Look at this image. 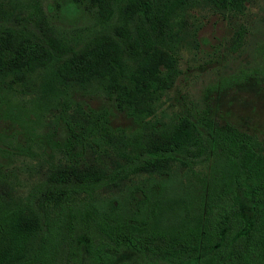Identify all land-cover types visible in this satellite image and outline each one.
<instances>
[{"label":"trees","instance_id":"trees-1","mask_svg":"<svg viewBox=\"0 0 264 264\" xmlns=\"http://www.w3.org/2000/svg\"><path fill=\"white\" fill-rule=\"evenodd\" d=\"M186 2L0 0V115L8 113L2 83L20 96L26 60L45 59L29 102L40 110L55 101L51 125L19 132L31 130L28 138L60 158L54 176L0 193V264H264V138L216 120L207 106L150 121L132 99L150 88L120 61L89 86L55 69L106 46L135 62L171 52ZM68 3L86 22L57 23ZM125 15L128 36L114 29ZM91 87L135 125H113L108 106L71 96Z\"/></svg>","mask_w":264,"mask_h":264},{"label":"rangeland","instance_id":"rangeland-1","mask_svg":"<svg viewBox=\"0 0 264 264\" xmlns=\"http://www.w3.org/2000/svg\"><path fill=\"white\" fill-rule=\"evenodd\" d=\"M100 2L104 6V0ZM236 2L238 8L233 9L228 0H187L171 52L156 49L135 62L119 47L106 46L74 67L67 62L56 65V72L89 86L111 74L113 60L120 61L149 86V91L132 99L137 109L146 110L145 118L150 121H166L180 109L207 106L216 120L264 138V0ZM84 22L86 14L72 3L59 10L57 23L67 29ZM114 29L128 36V16L117 21ZM44 62L40 57L26 60V70L19 71L25 91L20 96L2 83L8 95L2 109L7 108L8 113L0 115V193H22L32 183L54 176L59 164L57 153L51 154L36 139L27 137L31 130L19 132L30 123L33 133L51 125L55 101L40 110L29 102L39 86ZM91 88L90 92L71 91V96L91 106H108L113 125H135L100 89Z\"/></svg>","mask_w":264,"mask_h":264}]
</instances>
